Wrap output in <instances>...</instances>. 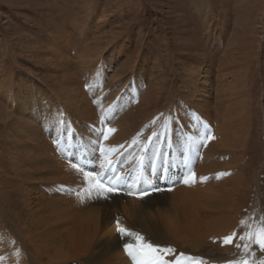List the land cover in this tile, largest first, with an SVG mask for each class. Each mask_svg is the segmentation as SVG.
I'll return each mask as SVG.
<instances>
[{
	"label": "bare ground",
	"instance_id": "6f19581e",
	"mask_svg": "<svg viewBox=\"0 0 264 264\" xmlns=\"http://www.w3.org/2000/svg\"><path fill=\"white\" fill-rule=\"evenodd\" d=\"M52 23L51 32L41 33L45 46L38 48L40 60L37 47H20L32 53L35 69L47 75L28 71L15 76L0 61L6 163L0 198L9 197L8 210L0 207V264L121 259L125 241L116 231L117 221L179 254L198 256L207 245L221 257L244 253L249 264L264 261V251L255 244L247 252L234 249L244 231L240 221L264 216L259 201L264 161L251 181L258 195L248 203L253 187L248 185V146L257 123L252 98L244 93L246 75L239 70L233 74L232 57L221 56L219 62L225 61L218 65L200 57L192 69L183 64L182 76L168 89L156 58L133 60L125 78L118 60L103 57L95 36L98 22L69 32ZM88 32L94 38L83 46ZM118 52L114 47L112 54ZM236 76L244 87L234 83ZM151 106L159 107L149 113L153 117L147 113ZM109 129L114 131L104 140ZM70 160L93 175L107 169L106 186L107 177L118 175L120 181L113 182L118 191L107 199L95 192L91 198L87 191L78 195L77 189H86L87 183L82 184L84 177ZM192 174L195 180L184 183ZM144 191L149 194L141 198ZM4 210L13 212L12 221L2 220ZM233 231L237 237L232 244H223ZM128 242L135 251L134 237Z\"/></svg>",
	"mask_w": 264,
	"mask_h": 264
},
{
	"label": "rangeland",
	"instance_id": "374dc122",
	"mask_svg": "<svg viewBox=\"0 0 264 264\" xmlns=\"http://www.w3.org/2000/svg\"><path fill=\"white\" fill-rule=\"evenodd\" d=\"M53 21L59 23L68 32L81 30L83 27H94L98 22L100 31L95 34L98 40L93 41L97 40L101 43L103 57L113 56L115 60H118V63L122 65L125 78L130 70L127 66H130L133 60L156 58L160 64H163L168 78V89H171L173 83L179 81L183 64L187 69H192L199 62V58L205 56L206 59L210 58L215 65H218L225 61L223 58L219 62L221 56L225 54L231 56V60H234L232 63L234 67L231 69L233 74L239 70L246 75L247 79L243 82L247 80L244 83L247 92L244 93L252 98L253 122L257 123L254 124L247 155L250 163L247 170L248 185L250 187L253 185L247 195L250 199L248 203H252L258 193L251 181L254 177H258L261 162L264 161V115L262 112V105H264V0H0V61L4 62L8 72L14 73L15 76H25L28 71L39 74L40 77L48 74L35 69L32 53L23 52L20 47L23 45L37 47V52L38 48L44 49L45 39L41 33L43 30L51 32L54 27ZM88 34L83 46L89 44L92 41L91 38H94L93 35ZM6 45L8 49L6 48L5 51L3 47ZM114 47L119 52L112 54ZM35 57L39 59L42 55L38 52L35 53ZM213 71L214 76L217 72L216 66L213 67ZM238 78L237 76L234 78V83L239 82L238 85L242 88L241 78ZM125 84L128 83L125 82ZM164 99L165 95H162L158 100L163 103ZM3 103L0 98V123L5 111ZM157 110L159 111V107ZM157 110L151 106L147 113ZM151 116H155V113ZM148 120H150L149 117L142 121ZM3 128L4 126H0V178L2 179L6 170ZM259 178L261 179L259 201L264 211V169ZM2 190H4L3 185L0 187V192H3ZM5 198L9 197L0 198V207L8 210V202ZM249 207L250 204L247 205V208ZM247 208L243 213L245 217ZM4 211L2 220L12 221L9 215L13 212ZM237 241L241 244L239 238ZM172 249L175 250L173 255H164L162 252L156 255L160 256L165 264H170L179 255L177 249ZM25 252H27L26 249ZM197 254L196 257L184 253L180 258L185 264L192 262L194 264H230L245 256L241 253L240 256L237 255L238 257L235 255L221 257L219 251L207 245L203 252ZM203 254L205 257L207 255L210 257L205 258ZM31 257L28 255L29 259ZM122 257L124 260L127 259L128 264L134 263L127 252ZM122 257L121 259L109 257L105 264H122L125 262ZM142 258L136 252V259Z\"/></svg>",
	"mask_w": 264,
	"mask_h": 264
},
{
	"label": "snow or ice",
	"instance_id": "6c2138e0",
	"mask_svg": "<svg viewBox=\"0 0 264 264\" xmlns=\"http://www.w3.org/2000/svg\"><path fill=\"white\" fill-rule=\"evenodd\" d=\"M206 127V126H205ZM114 131L112 129H109L108 132L104 133L103 139H108V134ZM98 144L99 141H96ZM96 149L94 148V151ZM100 153H104V148L100 147L99 149ZM115 151V149H113ZM71 168L81 174L84 177L83 183H87V188H81L77 189V194L81 191H87L89 194V198H91V194L93 192L96 193L97 197H103L105 199L109 198V193H116L118 189L113 186L114 181H120V177L118 175L113 174L110 177H107L108 180V186L105 185L104 181L106 179V172L107 169H103V165H101V168L103 171L100 175H93L90 172H85L78 163H76L73 160L69 161ZM109 167H111V159L108 161ZM191 181L195 180L194 174L185 177L184 183H189ZM154 191H160V189H154ZM149 193L147 191H144L143 193H140L139 195L141 198L144 195H148ZM248 223H246L244 220L240 221V225L242 228H244V231L242 234L239 235V240L243 241L244 243L241 245L240 243L236 244V247L238 249L243 248L246 252L251 249V246L255 244L258 246V248L261 251H264V216L259 218H249ZM254 225V226H253ZM116 231L118 235L122 238H124V248L125 251L133 258L134 264H165V262L162 260V258L156 253L162 252L164 255H173L175 254V250L169 247H160L159 245L155 244V242L148 241L143 235L136 234L132 232L131 230L125 229L122 227L119 222L116 223ZM129 237H134L135 243L138 245V247L135 248V251L131 250L133 249V244L128 242ZM237 237V233L235 231L232 232L231 235L225 236L223 238V244H232L233 239ZM136 252H138L142 259H136ZM254 255V252L252 253ZM183 254H179L177 258L170 262V264H185L184 260L181 259ZM230 264H249V261L247 259L232 261ZM260 264H264V261H261Z\"/></svg>",
	"mask_w": 264,
	"mask_h": 264
}]
</instances>
